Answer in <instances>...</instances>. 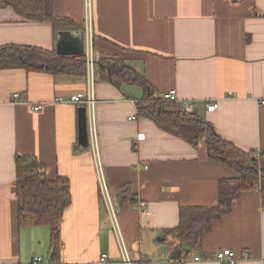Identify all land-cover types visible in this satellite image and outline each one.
<instances>
[{
  "label": "crops",
  "instance_id": "crops-1",
  "mask_svg": "<svg viewBox=\"0 0 264 264\" xmlns=\"http://www.w3.org/2000/svg\"><path fill=\"white\" fill-rule=\"evenodd\" d=\"M87 1L98 57L122 58L159 95L175 90L179 103L188 102L186 110L211 123L221 137L243 150L264 152V0H51L49 6L82 32ZM7 45L51 51L53 26L24 19L0 0V48ZM95 92L88 119L95 124L107 188L117 199L119 189L130 186L149 212L131 202L120 206L118 223L133 264L176 261L178 241L165 231L179 225L181 207L216 206L220 180L238 174L211 160L205 141L192 146L139 117L140 91L98 79ZM76 95H86L85 76L0 70V264H31L35 256L43 264H91L103 254L108 264H122L93 149L77 148L82 106L69 103ZM216 101L218 110L208 112ZM18 156L36 157L51 180H69L73 201L63 214L59 263L45 260L49 227L18 226ZM188 248L182 246L181 264H220L216 253L225 249L239 257L250 253L238 264H264L260 193L243 194L198 247Z\"/></svg>",
  "mask_w": 264,
  "mask_h": 264
},
{
  "label": "trees",
  "instance_id": "trees-1",
  "mask_svg": "<svg viewBox=\"0 0 264 264\" xmlns=\"http://www.w3.org/2000/svg\"><path fill=\"white\" fill-rule=\"evenodd\" d=\"M51 0H4L6 6L27 20L50 22L55 32L80 28L66 19L53 15ZM99 79L117 89L140 91L136 101L138 116L151 119L162 131L198 147L206 142L208 156L236 172L234 178L219 182L218 204L213 207H181L179 225L165 231L178 245L174 248L177 260L184 258L182 246L189 252L198 247L206 233L232 210L233 203L248 192L258 191L264 209V152L243 150L233 141L221 137L207 120L188 112L180 103L159 95L146 77L129 67L118 56L100 55L97 61ZM23 69L51 75H86L85 54L60 56L53 50L32 46L7 45L0 48V70ZM17 222L20 228L47 226L50 229V261L59 263L61 257V224L64 212L73 198L67 178L51 180L45 167L33 156L16 157ZM120 206L138 203L130 186L117 194ZM176 260V261H177Z\"/></svg>",
  "mask_w": 264,
  "mask_h": 264
},
{
  "label": "built area",
  "instance_id": "built-area-1",
  "mask_svg": "<svg viewBox=\"0 0 264 264\" xmlns=\"http://www.w3.org/2000/svg\"><path fill=\"white\" fill-rule=\"evenodd\" d=\"M87 12L85 17V22L83 26V34L85 36V59H86V75H85V81H86V95L84 97L80 96H73L69 103L78 104L83 107H86L88 109V116H89V109L93 108L95 105V94H96V84L99 79L98 74V56L95 54L94 51V41H95V31H94V23L92 14L90 12V2L87 1L86 3ZM264 94V89H263ZM232 94L228 95L229 97ZM20 95L15 94L13 96L14 100L19 99ZM167 100L176 101L179 103V100L177 99V93L175 90L170 91L169 93L165 94L163 96ZM261 105L264 106V97L260 101ZM180 104L185 108H189L188 102H180ZM219 108V102L216 101L214 103L207 105V111L208 112H214L217 111ZM41 107L36 106L33 108L34 111H40ZM88 129H89V136H91L90 140V146L93 149L94 156L96 158L97 162V169L99 174V187L101 192V199L107 209L109 219L112 223L113 230L116 234V237L119 241V244L121 246V252H122V264H133V261L131 259V256L127 250L126 244L124 242V238L122 235V232L119 227L118 223V215L120 212V205L115 197L110 193L109 189L107 188V184L102 172L101 163L99 159V154L97 153V144H96V128L94 122H90L88 119ZM144 138L143 134H139L137 137V140H142ZM134 209L138 211L147 212V204L144 202H138L136 204H133ZM250 253L247 251H244L242 255L239 257L230 249H225L218 251L216 253V261L220 264H238L241 261H246L250 259ZM196 261H200V258H195ZM185 262V258L179 259L177 261H169L167 264H181ZM44 259L39 256H35L32 259L31 264H43ZM109 263V257L108 255L103 254L100 259L97 262L91 263V264H108Z\"/></svg>",
  "mask_w": 264,
  "mask_h": 264
},
{
  "label": "water",
  "instance_id": "water-1",
  "mask_svg": "<svg viewBox=\"0 0 264 264\" xmlns=\"http://www.w3.org/2000/svg\"><path fill=\"white\" fill-rule=\"evenodd\" d=\"M56 53L60 56H79L85 53V36L77 30L60 31L56 36ZM79 141L77 148L87 150L90 148L88 129V109L80 107L78 110Z\"/></svg>",
  "mask_w": 264,
  "mask_h": 264
},
{
  "label": "rangeland",
  "instance_id": "rangeland-1",
  "mask_svg": "<svg viewBox=\"0 0 264 264\" xmlns=\"http://www.w3.org/2000/svg\"><path fill=\"white\" fill-rule=\"evenodd\" d=\"M45 260H46V261H49V260H50V256L46 255V256H45Z\"/></svg>",
  "mask_w": 264,
  "mask_h": 264
}]
</instances>
